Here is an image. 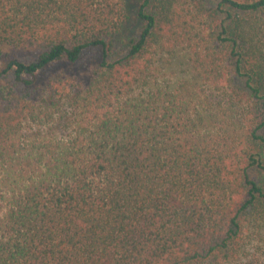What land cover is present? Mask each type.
I'll list each match as a JSON object with an SVG mask.
<instances>
[{"label": "trees", "instance_id": "16d2710c", "mask_svg": "<svg viewBox=\"0 0 264 264\" xmlns=\"http://www.w3.org/2000/svg\"><path fill=\"white\" fill-rule=\"evenodd\" d=\"M0 264H264V0H0Z\"/></svg>", "mask_w": 264, "mask_h": 264}]
</instances>
